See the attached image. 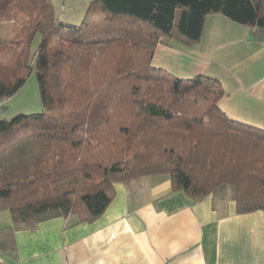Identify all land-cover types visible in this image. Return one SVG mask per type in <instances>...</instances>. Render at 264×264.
I'll return each instance as SVG.
<instances>
[{
	"label": "trees",
	"instance_id": "obj_1",
	"mask_svg": "<svg viewBox=\"0 0 264 264\" xmlns=\"http://www.w3.org/2000/svg\"><path fill=\"white\" fill-rule=\"evenodd\" d=\"M211 14L264 33V0H95L80 25L52 0H0V25L13 26L0 37V99L35 70L44 107L0 121V212L90 223L115 183L154 175L194 203L228 188L238 214L264 212V129L223 112L217 79L153 66L158 44L198 43Z\"/></svg>",
	"mask_w": 264,
	"mask_h": 264
},
{
	"label": "crops",
	"instance_id": "obj_2",
	"mask_svg": "<svg viewBox=\"0 0 264 264\" xmlns=\"http://www.w3.org/2000/svg\"><path fill=\"white\" fill-rule=\"evenodd\" d=\"M153 66L217 79L223 112L264 129V33L211 14L198 43L158 44ZM0 264H264V212L238 214L228 188L194 203L172 192L169 176H146L115 183L90 223L70 215L15 224L1 211Z\"/></svg>",
	"mask_w": 264,
	"mask_h": 264
},
{
	"label": "rangeland",
	"instance_id": "obj_3",
	"mask_svg": "<svg viewBox=\"0 0 264 264\" xmlns=\"http://www.w3.org/2000/svg\"><path fill=\"white\" fill-rule=\"evenodd\" d=\"M95 0H52L56 17L68 24L80 25L88 7ZM13 34V26L10 23L0 25V37L9 38ZM40 42L38 35L33 43L35 51ZM43 102L39 82L32 71L26 84L11 98L0 99V121H10L20 114H35L43 112Z\"/></svg>",
	"mask_w": 264,
	"mask_h": 264
}]
</instances>
